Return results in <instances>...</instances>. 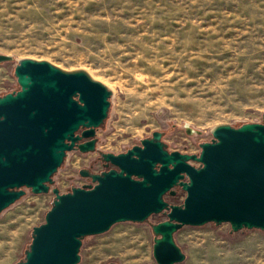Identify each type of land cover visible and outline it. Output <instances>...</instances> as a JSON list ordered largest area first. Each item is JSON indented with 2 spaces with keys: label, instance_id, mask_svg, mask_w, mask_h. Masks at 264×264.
I'll list each match as a JSON object with an SVG mask.
<instances>
[{
  "label": "rangeland",
  "instance_id": "obj_1",
  "mask_svg": "<svg viewBox=\"0 0 264 264\" xmlns=\"http://www.w3.org/2000/svg\"><path fill=\"white\" fill-rule=\"evenodd\" d=\"M0 95L19 89L22 58L85 69L112 90L107 119L97 129L98 150H72L51 188L68 192L92 184L82 168L106 167L99 150L125 152L154 131L170 151L198 154L212 128L263 122L264 0H0ZM190 126L200 133H187ZM199 166L198 161H191ZM55 195L26 194L0 213V264L25 258L32 230L45 222ZM186 192L166 195L182 204ZM119 222L86 236L78 264L155 261L151 224ZM141 235L142 251L127 256L121 238ZM186 259L176 264H264V231H233L228 222L185 225L175 234ZM138 244V243H136Z\"/></svg>",
  "mask_w": 264,
  "mask_h": 264
},
{
  "label": "water",
  "instance_id": "obj_2",
  "mask_svg": "<svg viewBox=\"0 0 264 264\" xmlns=\"http://www.w3.org/2000/svg\"><path fill=\"white\" fill-rule=\"evenodd\" d=\"M12 60L0 53V63ZM14 73L20 88L0 95V213L26 189L55 195L45 222L32 230L25 258L15 264H78L84 237L160 213L167 219L151 224L155 261L147 264L186 259L175 238L185 225L228 222L233 231H264V112L263 122L214 126L198 154L170 151L161 131L125 152L99 150L113 167L82 168L92 184L61 192L51 188L53 176L70 151L98 150L97 129L113 92L85 69L65 70L48 60L19 59ZM176 187L186 192L182 204L166 200Z\"/></svg>",
  "mask_w": 264,
  "mask_h": 264
},
{
  "label": "bare ground",
  "instance_id": "obj_3",
  "mask_svg": "<svg viewBox=\"0 0 264 264\" xmlns=\"http://www.w3.org/2000/svg\"><path fill=\"white\" fill-rule=\"evenodd\" d=\"M130 238L131 237L121 238V243L118 246V249H122L127 256H133L141 253L143 246L141 242L143 240V237L141 235H137L135 237H132V239Z\"/></svg>",
  "mask_w": 264,
  "mask_h": 264
},
{
  "label": "flooded vegetation",
  "instance_id": "obj_4",
  "mask_svg": "<svg viewBox=\"0 0 264 264\" xmlns=\"http://www.w3.org/2000/svg\"><path fill=\"white\" fill-rule=\"evenodd\" d=\"M18 90V89H17ZM13 91H15V90H13ZM12 92V91H11ZM97 143H98V141H97ZM99 159H100V161L102 162V164H104V162L102 161V159H101V156L99 155ZM105 165V164H104Z\"/></svg>",
  "mask_w": 264,
  "mask_h": 264
}]
</instances>
